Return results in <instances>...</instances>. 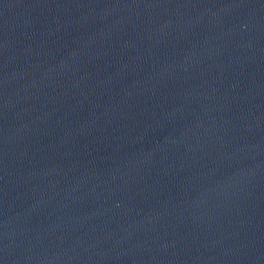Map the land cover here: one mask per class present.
I'll return each mask as SVG.
<instances>
[{
    "label": "water",
    "instance_id": "water-1",
    "mask_svg": "<svg viewBox=\"0 0 264 264\" xmlns=\"http://www.w3.org/2000/svg\"><path fill=\"white\" fill-rule=\"evenodd\" d=\"M0 264H264V0H0Z\"/></svg>",
    "mask_w": 264,
    "mask_h": 264
}]
</instances>
